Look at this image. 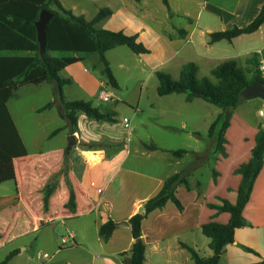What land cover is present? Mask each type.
<instances>
[{"label":"crops","instance_id":"1","mask_svg":"<svg viewBox=\"0 0 264 264\" xmlns=\"http://www.w3.org/2000/svg\"><path fill=\"white\" fill-rule=\"evenodd\" d=\"M59 1L64 9L70 10L75 16L84 17L87 21H91L100 10H110L111 15L95 27L111 32H122L127 36H136L137 42L149 51L147 54H134L140 66L138 68L147 73V77L155 76L156 72H164L173 79L179 78L182 67L189 63L198 67L197 77L204 67H210L216 62L219 63L210 72L230 60L237 61L243 68L246 61L254 54H259L260 61L264 62V23L256 32L241 35L231 42L209 43L211 34L248 26L261 11L264 0H168L171 16L168 15L162 0ZM64 3H68L67 7ZM179 31H183L185 35L179 37ZM222 42L226 45H221ZM78 67L80 69L77 72L80 73V78L77 80L76 74L72 73V84L79 86L84 93L88 94L89 99L96 97L98 87L102 86L101 83L96 85L89 73L84 70L82 72L80 65ZM123 67L124 65L120 64V69ZM247 67L249 69V66ZM116 81L118 83L117 79ZM63 93L66 100L87 101L83 98H70L66 95L65 87ZM106 94L109 96V101H112V94ZM98 96L97 99L100 100ZM159 98H171L177 103H183L185 108H199V102H205L201 99L188 102L185 94H171L159 96ZM155 105L151 104V107L160 109V113H163L162 106ZM103 112L115 113L116 111ZM115 115L116 123L103 122L101 125L88 121L83 114L77 117V132L72 135L77 136L78 143L70 148L68 145L66 148L69 174L74 182L76 196L74 214L64 209L68 193L62 192V188L53 194L57 201L55 210L47 209L43 213L41 203L37 207L38 211L32 208L34 202L31 197L37 192L34 190L32 180L34 181L36 177L40 178V181L36 182L42 183L41 188L48 178L42 174L34 177L35 166L42 165L45 169L47 166L54 165L56 160H61L62 149L56 150L57 153L54 155L51 152L30 154L27 150L26 157L14 160L15 181L12 182L15 183L16 193L5 198L0 196V221L9 222L11 230L9 235L20 223L19 219L24 221L22 213L31 215L32 230L35 232L59 221H63L64 224L67 222L76 224L77 220L84 221L91 217L90 228L98 234L100 226L112 220L117 227L110 239L105 243L99 236L97 238L99 255L89 253L86 249L88 245L86 237L81 231L71 230L69 236L71 243L68 247L84 250L87 256L70 257L71 260L63 259L60 262L61 264H123V262L130 264L128 252L134 240L129 226L124 223H127L133 215L140 213L144 203L160 191L166 179L186 171L189 174L187 177L189 189L182 184L175 192L183 207L182 211H179L173 203L167 202L165 207L151 212L142 221L141 238L145 244L143 264H195L189 252L182 248L181 244L193 248L202 258L211 257L213 253L209 248L204 257L200 254L201 245L208 247L209 243V239L202 234L201 226L215 213L206 205L219 204L220 199L228 200L231 194L236 196L240 176L234 175L233 171L250 157L254 144L252 143V147L247 152L241 143L237 142L235 150L230 151L227 148L229 141L226 138V150L229 155L226 159L220 158L217 154L211 155V144L201 151L195 148L184 155L191 157L194 162H189L185 168L174 170L173 167L183 164V157L170 155L164 159L156 157L155 152L146 153L141 144L132 141L130 121L118 116L117 112ZM259 116L264 117L261 110ZM241 117L239 120L245 121L243 116ZM199 119L197 117L184 122L181 127L198 131ZM91 143H104L109 147L88 150L87 146ZM199 166L206 170L205 179L201 178ZM213 170L219 173L216 184L212 181ZM224 175L232 178L233 184L224 183L221 186ZM247 212L250 218H246ZM222 218L223 214L215 220L226 223L229 215L226 217V222H223ZM243 218L246 226L235 230L234 243L225 246L218 264L222 260H225L227 264H257L264 258V164L254 182L249 202L243 210ZM2 237L0 246L9 242L10 239V236ZM68 242L70 241L66 239V243H61L60 247H65ZM243 247L253 249L258 256L247 252ZM18 254L7 264L14 262ZM55 256H60V253L56 251Z\"/></svg>","mask_w":264,"mask_h":264},{"label":"trees","instance_id":"2","mask_svg":"<svg viewBox=\"0 0 264 264\" xmlns=\"http://www.w3.org/2000/svg\"><path fill=\"white\" fill-rule=\"evenodd\" d=\"M162 3L167 8L168 15L171 16L168 0H162ZM42 10L49 11L53 16L46 26V48L41 56L34 24ZM110 15V10L103 9L91 21H87L84 17L75 16L70 10L64 9L59 0H0V185L15 181L13 162L28 154L7 107L8 101L15 96L19 87L37 86L43 83L54 85L55 101L37 110V113L51 109L54 104L58 105L63 118L70 125L71 135L77 132L79 114L96 122L116 123L115 113L103 112L93 106L90 101L66 100L63 89L66 85H71L72 80L60 76L66 67L81 60L82 56L95 54L102 64L101 74L106 85L118 89V83L111 71L106 53L117 45L127 47L136 55L149 53L147 48L137 42L136 36H127L122 32H111L95 27ZM263 23L264 3L257 17L248 26L235 27L228 31L211 34L209 43L231 42L241 35L256 32ZM178 35L183 37L185 34L183 31H179ZM50 53H69L72 56L55 58L51 57ZM246 65L249 66V69L245 70L234 60L220 64L210 72L216 82H211L205 77L198 78V67L193 63L182 67L177 80L164 72L155 73L158 80L157 94L159 96L185 94L188 102L193 99H201L222 110L207 132V138L213 141L211 155L217 154L222 159L229 156L226 150L225 135L230 127L233 112L244 101L240 95L241 91L255 81L264 83L259 54H254L252 58L248 59ZM246 73H249L251 77L248 78ZM61 131L62 129L54 130L49 138L56 136ZM142 146L147 152L159 151L175 157H183L188 153L185 150H162L154 144L142 143ZM87 147L92 150L107 148L109 145L91 143ZM65 151L67 153V149ZM263 164L264 128L260 127L254 136V146L250 157L233 171L234 175L240 176L235 203L220 199L219 204L208 203L206 205L208 209L215 211L210 220L201 226L202 234L209 239L208 248L212 251V256L202 258L193 248L181 244L182 248L189 252L195 264H218L225 246L234 243L235 230L246 226L243 210L249 202L254 182L262 170ZM188 175V172L183 171L166 179L160 191L144 203L145 214L137 213L128 219L127 224L134 240L128 252L130 264H143L145 260V244L141 238L142 221L151 212L165 207L167 202L173 203L179 211H182L183 207L175 192L182 184L186 189H189ZM218 176L219 173L213 170L212 181L214 184L217 183ZM49 197L47 193L44 194L45 211L48 207ZM64 209L71 214L76 211V198L72 189L69 190ZM222 214L229 215L226 223L215 220ZM116 227L117 224L112 220L106 221L98 230L99 238L106 243ZM2 238L0 234V242ZM243 248L258 256L253 249ZM18 253L17 249L11 251L1 264H7ZM257 264H264V258Z\"/></svg>","mask_w":264,"mask_h":264},{"label":"rangeland","instance_id":"3","mask_svg":"<svg viewBox=\"0 0 264 264\" xmlns=\"http://www.w3.org/2000/svg\"><path fill=\"white\" fill-rule=\"evenodd\" d=\"M67 5L68 3H64V6L67 7ZM221 45L226 44L222 42ZM50 56L61 58L71 57L72 54L50 53ZM106 58L110 63V68L114 77L118 80V89H113L105 85V79L101 74L102 64L99 62L98 56L93 54L83 56L81 60L70 65L69 68H65L60 76L72 80L71 74L73 73L74 75L76 74L75 77L79 80L80 73L77 71H79L80 68L78 66L80 65L82 67V72L83 70L88 72L96 85L101 83L102 86L98 87L96 97L89 99L88 94L84 93V91L75 84L65 86L66 95L73 99H86L102 111H116L118 116L128 119L130 121L132 141L134 143L138 142L141 145L142 143L154 144L162 150L173 151L185 150L190 152V150H194L195 148H199L201 151L207 147L208 144H211L212 149L213 141L207 138V132L209 124L214 120L215 116L222 112L221 109L202 101L199 102V108H185L183 103H177L171 100V98H159L157 94L158 80L156 76L147 77V73L142 72L140 68H138L140 66L136 56L125 46H115L106 53ZM218 63L219 62H216L210 67H204L203 70L200 71L198 77H205L211 82H216L211 76L210 70ZM120 64L124 65L122 69H120ZM243 68L245 70L248 69L246 65H244ZM75 71L77 73H75ZM263 74L262 72V76H264ZM246 75L248 78L251 77L249 73H246ZM177 78L178 77H175V79ZM101 91L104 93H111L113 96L112 101L103 102L98 100L97 96ZM169 100H171L170 103H168ZM54 101V85L43 83L37 86L25 85L19 87L15 92V96L7 103L9 113L30 154L51 152V154L54 155L57 153L55 152L56 150H63L61 160H56L54 165L47 166L45 169H43L44 167H42V165L35 166L34 177L41 174L44 177L48 176L46 183L41 188L40 186L42 183L36 182L40 181V178L36 177L34 181L32 180L34 190L37 191L31 197L34 202L32 208L38 211L37 207L41 203V210L43 213H45V207L43 205L45 193L50 196L48 198L47 209L51 210L56 209L57 201L54 199L53 194H55V192L57 193L60 188H62V192L66 193H69V190L72 189L75 195L74 182L71 180L69 174V161L65 151L70 142V125L63 118L58 105L54 104L51 109L37 113V110ZM151 104L161 105V111L163 113H160V109L152 108ZM166 106H168V108ZM260 110L264 113V101L261 99L244 100L237 107L231 121V127L226 133V138L229 141V147L227 146V148L230 151L235 150L234 147L237 142L239 144L241 143L247 152L250 150L254 144V136L258 128H264V117L259 116ZM157 116H159V118H157ZM241 116H243L245 121L239 120V118H242ZM197 117L200 118V127L198 131H191L181 127L184 122H188ZM87 120L97 125L103 123ZM203 120L204 125H202ZM56 129H62V131L56 136L49 138V135ZM74 142L76 144L78 143L77 136H74ZM84 150H87V148H84ZM145 152L147 153L146 150ZM155 153H157L156 157H162L164 159L170 157V154L167 153L159 151ZM191 161H193L191 157L187 155L183 156V164L181 166H175L173 169L180 170L181 168H185L186 164H189ZM199 167H201V178L205 179L206 170L202 169V166ZM224 183L233 184V179L228 175H224L220 183L221 186L224 185ZM15 193L16 188L14 182L9 181L0 185V196L5 198V196H11ZM228 200L230 203L234 204L236 196L231 194ZM245 216L246 218H250L249 212L245 213ZM226 217H228V215L223 214L221 220L226 222ZM22 218L24 221L22 222V219L18 220L20 223L14 228L11 235H9V233H11L9 222L6 221L5 223L4 221H0V234L5 238L10 236L9 242L0 246V264L5 260L6 256L15 249L19 250V254L14 262L9 264H61L60 260L63 259L71 260L70 257L78 258L85 255L87 256L84 250L68 247L71 243L69 239L71 230L73 232L74 230L81 231L85 235L88 244L86 249L89 253L94 255H99L100 253L97 242L98 234L90 228L91 217H88L84 221L77 220L76 224L73 222L64 224L63 221H59L52 226L41 228L38 232L32 230L33 223L30 221V214L22 213ZM12 221L14 222V218H12ZM257 222H259L258 219ZM62 238H66L70 241L65 247H60ZM204 239L207 241L206 238ZM207 250V245H201L200 254L204 257ZM56 251L60 253V256L54 257ZM38 255L40 258H38ZM220 264L227 263L225 260H222Z\"/></svg>","mask_w":264,"mask_h":264},{"label":"water","instance_id":"4","mask_svg":"<svg viewBox=\"0 0 264 264\" xmlns=\"http://www.w3.org/2000/svg\"><path fill=\"white\" fill-rule=\"evenodd\" d=\"M53 14L49 11L42 10L39 14L38 20L34 26L36 29V40L39 45V53L42 56L46 48V26ZM241 97L244 100L261 99L264 101V83L261 81H255L245 87L241 93ZM75 144L73 135L70 136L69 148ZM140 214H145V210L141 209ZM128 225L127 223H124Z\"/></svg>","mask_w":264,"mask_h":264},{"label":"built area","instance_id":"5","mask_svg":"<svg viewBox=\"0 0 264 264\" xmlns=\"http://www.w3.org/2000/svg\"><path fill=\"white\" fill-rule=\"evenodd\" d=\"M260 63H261L260 70L264 73V62L260 61ZM263 75H264V74H263ZM262 78L264 79V76H262ZM98 98H99L101 101H103V102H107V101H109V96H108L106 93H104V92L99 93ZM260 114L263 115L262 113H260ZM61 243H62V244H65V243H66V239H63V240L61 241ZM45 257H46V255H45ZM39 258H40V256H39Z\"/></svg>","mask_w":264,"mask_h":264}]
</instances>
